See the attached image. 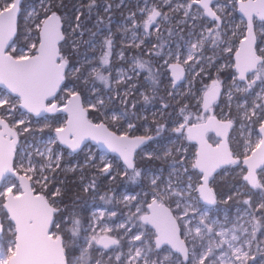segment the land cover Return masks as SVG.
<instances>
[{
	"label": "snow or ice",
	"instance_id": "1",
	"mask_svg": "<svg viewBox=\"0 0 264 264\" xmlns=\"http://www.w3.org/2000/svg\"><path fill=\"white\" fill-rule=\"evenodd\" d=\"M122 5L0 0V264H264V0Z\"/></svg>",
	"mask_w": 264,
	"mask_h": 264
},
{
	"label": "flooded vegetation",
	"instance_id": "2",
	"mask_svg": "<svg viewBox=\"0 0 264 264\" xmlns=\"http://www.w3.org/2000/svg\"><path fill=\"white\" fill-rule=\"evenodd\" d=\"M125 2L128 4V7H124L123 5L121 6V8L119 9H114L113 10V22H112V27H113V31H116V26L119 23H122L123 21V17L121 15V13H123L124 15H127V12L129 10V8H132L134 10V0H125ZM117 39H119V35H117ZM108 181H104V185L102 186L101 189V194H103V191L105 190L104 186L108 185ZM126 181H123L121 179H117L113 184H111V188L113 189H118V190H123L121 188L122 184H125Z\"/></svg>",
	"mask_w": 264,
	"mask_h": 264
},
{
	"label": "trees",
	"instance_id": "3",
	"mask_svg": "<svg viewBox=\"0 0 264 264\" xmlns=\"http://www.w3.org/2000/svg\"><path fill=\"white\" fill-rule=\"evenodd\" d=\"M229 180H230V178H226V179L223 180L222 183H223L225 188L227 187Z\"/></svg>",
	"mask_w": 264,
	"mask_h": 264
},
{
	"label": "rangeland",
	"instance_id": "4",
	"mask_svg": "<svg viewBox=\"0 0 264 264\" xmlns=\"http://www.w3.org/2000/svg\"><path fill=\"white\" fill-rule=\"evenodd\" d=\"M117 2H119V0H117Z\"/></svg>",
	"mask_w": 264,
	"mask_h": 264
}]
</instances>
